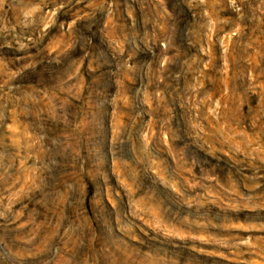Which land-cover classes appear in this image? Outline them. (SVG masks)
<instances>
[{
  "label": "rangeland",
  "instance_id": "rangeland-1",
  "mask_svg": "<svg viewBox=\"0 0 264 264\" xmlns=\"http://www.w3.org/2000/svg\"><path fill=\"white\" fill-rule=\"evenodd\" d=\"M0 264H264V0H0Z\"/></svg>",
  "mask_w": 264,
  "mask_h": 264
}]
</instances>
